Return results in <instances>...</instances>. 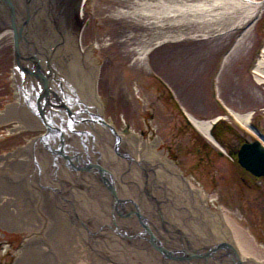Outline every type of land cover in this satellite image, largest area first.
Returning a JSON list of instances; mask_svg holds the SVG:
<instances>
[{
    "label": "rangeland",
    "instance_id": "1",
    "mask_svg": "<svg viewBox=\"0 0 264 264\" xmlns=\"http://www.w3.org/2000/svg\"><path fill=\"white\" fill-rule=\"evenodd\" d=\"M126 1L130 3V0ZM256 1L260 5V11L239 34L210 43L203 40L201 43H166L164 46L161 44L164 39L159 40V37L153 41L155 45L150 46L148 54L141 55L143 59L147 57L142 64L137 60V52L130 53L126 47L129 44L132 47H144L145 39L150 36L141 35L142 32L139 33L133 28L134 23L128 24L124 17L117 18L123 0H89L80 26L85 36L81 44L93 49L91 55L96 66L90 70V85L99 99L96 106L105 121L114 128L110 129L111 153H128L136 149V145L143 144V147H148L150 144L152 149H156L155 153L166 155L167 158L164 159L168 161L167 164L164 159L157 161L158 156L154 154V164H157L154 171L158 175L154 176L168 183L169 179L166 180L165 177L170 178L177 174L179 180L182 178L188 186L191 185L193 198L197 199L193 206H201L202 210L200 216L197 210L188 208L190 198L182 200L179 195L175 200L166 189L167 197L172 203L169 205V213L166 208L163 210L167 217L172 216L178 227L190 225L193 233L205 238L203 231L208 232L211 229L215 233L214 227L209 226L212 222L206 215L207 209L220 210L225 218L227 214L234 222L230 224L227 219L224 226L227 235L225 243L227 244L229 239V243L246 263L264 264V177L251 178L245 172V167L242 168L240 161L237 160L239 163L234 164L230 157V154H239L242 151L245 139L253 143L257 140L259 144H264V135L260 137V134H264V79L259 81L255 73L264 47V0ZM245 33L248 38L243 40V52L239 56L233 49L238 46V41ZM130 36L134 38L128 44L126 40ZM192 36L196 37L195 34ZM117 40H123L124 45L117 44ZM1 44L5 45V49L0 48V54H5L6 50L8 56L0 55V184L2 181L9 184L7 190L0 187V264H22L23 259L28 260L30 264H162L141 262L139 258L128 263V257L124 258L123 254L116 250L115 243L119 247V243L125 241L133 247L141 248V240L128 239L110 230L117 242L104 236L101 230L106 232L107 225L112 224L110 208L116 202L114 200H119L114 198L115 194L109 193L110 191L101 192L107 195H104L106 203L109 200L113 203L102 206V194L98 195L100 191L85 189L69 178V181L73 182L68 192L73 199L72 205L69 206L64 201L67 187L62 186L65 192L61 195L63 199L60 203H57L53 195L55 184L58 183L59 187L65 184L58 181L56 183L57 178L52 175V169L44 180L47 187L39 181L32 160V144L43 130H35L36 123H28L32 130H23L19 120L14 118L1 121L3 109L22 100H19L18 96L20 86L12 73L13 53L9 48L11 39L2 38ZM82 53L84 55L85 51ZM79 71H82L84 76L89 75V72L85 74L83 69ZM262 73L264 74V67ZM231 110L241 115L251 113L248 125L238 123ZM190 114L197 120L213 122L209 140L194 127ZM217 119L221 120L218 128L220 133L215 129ZM22 125L26 126V123L23 122ZM227 129L233 130V133H229ZM114 132L118 134L114 135ZM223 133L225 138L220 137ZM23 137L28 138L30 144V148L27 147L30 152H26L28 158L16 152L18 146L24 143ZM222 138L223 143L230 146L227 147L229 149L226 148L228 152L216 145ZM202 139L211 143L207 157L202 153L199 144L195 145L196 141L200 142ZM133 141L136 143L132 144ZM114 144H118V149ZM255 144L254 147H258L257 143ZM138 148L140 150L142 146ZM135 159L139 161L140 158ZM114 162L112 161L111 165L107 161L105 163L111 173L116 174V167L124 164L119 159ZM7 167L10 168L8 171ZM59 171L58 173H64L62 168ZM98 174L97 172V175H94L101 183V176ZM120 175L121 187L132 191L133 188L129 186V180L134 182L132 171L128 174L124 171ZM10 181L22 185L16 187V190L11 187ZM78 181L80 184L82 180ZM139 185H134V188ZM22 186L25 187V199L18 197V189L23 188ZM122 190L120 197H123ZM163 197L162 200L165 201ZM7 199L12 201L7 203ZM99 205L103 208L109 207L108 211L99 210L101 214H98ZM72 208L76 209L74 213L79 217L92 218L87 220L88 225L74 220ZM175 212H180L186 219L177 221ZM93 217L104 224V228L100 229L97 219ZM167 217L166 220H169ZM120 221L123 232L139 226V223L129 222L125 217ZM158 223L160 217L153 224L159 233L164 232ZM195 224L201 225L202 228L200 226L197 229ZM89 229L93 234H89ZM172 233L178 235V230ZM207 240L209 241H203L201 245L196 239L193 242L190 240L189 243H194L195 248L207 251L204 249L212 244L211 239ZM69 247L73 249L69 250ZM69 251L73 253V262L66 259L65 255ZM199 263L204 264L203 261ZM191 264L195 262L192 261Z\"/></svg>",
    "mask_w": 264,
    "mask_h": 264
},
{
    "label": "bare ground",
    "instance_id": "2",
    "mask_svg": "<svg viewBox=\"0 0 264 264\" xmlns=\"http://www.w3.org/2000/svg\"><path fill=\"white\" fill-rule=\"evenodd\" d=\"M88 1L89 0H86V4ZM127 2L126 0L121 2L120 7L122 8H120L117 18L121 17L122 19L124 17L128 24L130 22L134 23L133 28L139 33L142 32L141 35L145 34L150 36L145 39L144 47L141 48L132 47L131 44H129L134 38L133 36H130V38L126 40L129 44L126 49L128 48L127 50L130 51V53H133L132 51L137 52V60L140 64L144 63L145 59H147V57L143 59L141 55L143 53L148 54L147 52L151 50L150 46L155 45L153 41L159 37V40L164 39L161 42L162 46L166 43L169 45L173 43H188L191 41H199V43H201L203 40L210 43L211 41L222 40L239 34L244 26L257 16V13L261 9L256 0H130V3ZM86 4L83 14L86 11ZM113 17L116 18V16ZM223 29L225 31H223ZM121 30L122 32L124 31L123 28ZM192 34H195L196 37L192 36ZM2 38L11 39L9 48L13 53L14 68L12 73L16 83L20 86V90L18 89V96L19 100L22 99V103L17 102L15 104L13 102L3 109V120L1 121L14 118L17 121L19 120L21 127L24 128L23 130H32L31 126L28 127V123H36L34 129L43 130L40 137L36 138L34 144H32V149H34L32 160L35 172L38 175L37 178L44 187H47L45 186L44 180L47 178V174L51 172V169L54 171L52 175L57 178L56 183L58 181L59 183L65 184L59 187L57 183L52 189L57 203H60V200L63 199L61 195L65 192L62 187L64 186L67 187L64 201L69 206L72 205L73 199L68 192H70L69 187L73 182L85 189L100 191L98 195L102 194V198L100 197L102 206H107V204L112 205L113 203H110V200L106 203V199L104 198L107 195L101 192L110 191L109 193L115 194V197H113L119 200H114L116 202L110 208L109 213L112 212V224L107 225L108 230L106 232L103 231L104 229H102V227L104 228L105 225H102L97 218H93L95 220L97 219L96 221L99 228L104 232V236H108L109 240L116 241L115 236L113 237L110 231L128 239L134 238L135 240L139 238L141 240L142 246H139L141 248L133 247L125 241L122 243L120 242L119 247H117L115 243L116 250L122 253L124 258L128 257V263H132L135 258H139L141 262H162V264H191L192 261H194L195 264H200V261H203L204 264H211L210 262L214 264H249L238 255L237 250L229 243V239H227L228 245L225 243L227 235L224 231V226H226L227 219L230 224H234V222L227 217V214L225 218L220 210L211 211L207 209L206 215L209 216L208 218L212 222V225L209 226L214 227L215 233L211 229L208 232L203 231L204 236H207H205V238L193 233L194 231L191 230L192 228L190 225L182 228L178 227V225H175L172 216H169V218L167 217L163 210L166 208L169 213L171 210L169 205L171 206L172 203L167 197L166 189L171 192L170 196L174 199H177L179 195H181L180 199L182 200L190 198V204L187 205L188 208H194L200 216L202 215V210L201 206L200 208L198 205L195 207L193 206L197 199L195 200L193 198L194 192L191 185L188 186L187 182L182 180V178L179 180L177 174L174 173L175 175L170 178L165 177L166 180L169 179V184L165 182L164 179L159 180L156 178L158 175L155 174L156 171H154V169L157 164H154L155 161L153 158L157 155V161L159 159L163 160L164 157L167 158L166 155H163L161 152H156V154V149H152L150 144H147L148 147H143V144L136 145L137 148L132 151L129 149L130 152L128 151V153H122L120 151L111 153L112 145H110V141L112 139H110V129L112 128V130H114V128L105 121L101 111L96 106L99 104V99L90 85V80L92 79L90 70L92 71V68L96 65L91 55L93 50L92 47L86 48L81 44L85 38L82 26L55 25L45 45L28 56L25 54L23 37L14 26L0 36V48L5 49V45L1 44ZM247 38L248 34H243L238 41V48L235 47L233 49L238 52L236 54L239 56L243 52V40L246 41ZM123 43V40H117V44L122 45ZM4 51L5 54L0 55L8 56V52L6 50ZM83 51H85L84 55L82 53ZM263 67L264 47L261 52V59L258 60L255 69L259 81L264 79V74L262 73ZM79 69L85 70V74L89 72V75L84 76V73L79 71ZM12 83H14V79ZM231 111L238 123L248 125L251 113L241 115L235 113L233 110ZM190 118L195 125L194 127L206 135L207 139L210 138L209 131L213 122L197 120L191 114ZM220 121L221 120L217 119L216 122L218 124L215 122L218 128L220 126ZM23 122L26 123V126L22 125ZM218 128L216 127L215 129L218 131ZM238 128L236 132H238ZM241 130H239L240 133L242 132ZM232 131L233 130H229L228 132L233 133ZM115 134L117 135L118 133L114 132V135ZM263 135L264 134H260V137H263ZM220 137L225 138L224 133ZM37 139H40V141H37ZM22 140L24 143L18 146L16 152H20L22 156L28 158L26 152H30L28 149L30 148V144L28 143V138L26 139L23 137ZM245 140L242 145L243 147L246 142L252 145V148L256 145L255 143H257L258 147H254V152H250L249 156L245 153V156L242 158L238 157L239 154H237L234 149H230L232 152H235L230 154V157L234 164H236V162L239 163L238 161H240V159L245 160L247 166L245 168L243 165V167H240L244 168L245 172L249 174L251 178H263L264 144H259L257 140L255 143ZM219 141L221 142H218L219 144L215 142L219 148H224V150H226L227 147H230L223 143V138ZM135 143L134 141L132 142V144ZM198 144L199 147L202 148V153L205 154L204 156L207 157L209 155V146L211 143L209 144L207 140L202 139L200 142L196 141L195 145ZM113 146H116L118 149V144H114ZM140 146H142V149L139 150L138 147ZM40 148L42 151H40ZM152 151L154 152L152 153ZM135 152L138 153L137 156ZM43 153L45 154L44 156ZM135 157H139L141 160L139 159L138 161ZM112 158H114L115 161L119 159L124 164L121 166L119 164V166L116 167V174L114 172L111 173L112 171L109 170L108 165L105 163L107 161L111 165L112 161L114 162ZM165 161L164 163L167 164L168 161ZM61 168L64 172L62 173L63 175L58 173ZM8 169L10 168L7 167V171ZM130 170L132 171V175H134L132 176L134 182L129 180V186L133 188L132 191L131 189L126 190L124 186L121 187L122 183L119 181V178L122 177L120 174L124 171L128 174ZM97 172L99 173L98 175L101 176V183L98 182L99 179L96 177ZM69 178L73 182H70ZM77 180H82L83 182L81 181L79 184ZM2 182L0 187L6 188L7 190L9 183L6 184L4 181ZM10 182L12 184L11 187L16 190V187L22 185L17 183L14 184L13 181ZM158 184L161 187H158ZM134 185H139V187L134 188ZM22 187L23 188L20 187V190L18 189V197L25 199V187ZM120 190H122L121 194L123 197H120ZM93 193L94 192H92V194ZM36 197L38 198L39 194L36 195ZM162 197L165 198V201L162 200ZM199 199L201 201V198ZM11 201L12 199H7V203ZM127 202L130 203V206ZM93 206L95 207V203ZM98 207V214H101L100 211H103V209L107 212L109 208H103L100 205ZM75 211L76 209L72 208L74 220L76 219L79 223L88 225L87 220L92 218H81L74 213ZM174 214L176 215L177 221L181 222V218L183 220L186 219L180 212H175ZM165 216L169 220H166ZM122 217H125L129 222L134 224L139 223V226L131 228L127 230V232H123L120 221ZM159 217L160 223H158V225L161 226V229L165 233H168V236H166L164 232L159 233L158 230L155 229L153 223L159 219ZM198 225L199 224H195L194 226L198 229V227L201 226ZM204 227L205 226H203V228ZM89 230V234H93V231H91V229ZM173 230H178V235L173 234L172 232H175ZM216 238L219 240L217 241ZM195 239L200 245L203 241L208 242L209 240L207 239H211L212 244H209L208 247H206L207 249H204L207 251H202L195 248L196 245L194 246V243L192 245L189 243L191 242L190 240L193 242ZM70 249L72 250L73 248L69 247V250ZM65 256L67 261H74L72 252L69 251ZM25 260H21V263L30 264L28 260Z\"/></svg>",
    "mask_w": 264,
    "mask_h": 264
},
{
    "label": "water",
    "instance_id": "3",
    "mask_svg": "<svg viewBox=\"0 0 264 264\" xmlns=\"http://www.w3.org/2000/svg\"><path fill=\"white\" fill-rule=\"evenodd\" d=\"M85 4L86 0H0V36L14 26L28 56L45 45L55 25H80ZM254 149L244 145L240 158ZM240 162L247 166L245 160Z\"/></svg>",
    "mask_w": 264,
    "mask_h": 264
},
{
    "label": "trees",
    "instance_id": "4",
    "mask_svg": "<svg viewBox=\"0 0 264 264\" xmlns=\"http://www.w3.org/2000/svg\"><path fill=\"white\" fill-rule=\"evenodd\" d=\"M217 128H218V126H217Z\"/></svg>",
    "mask_w": 264,
    "mask_h": 264
}]
</instances>
